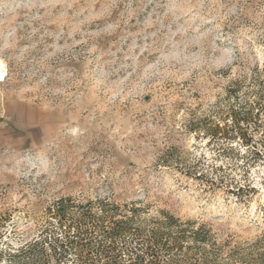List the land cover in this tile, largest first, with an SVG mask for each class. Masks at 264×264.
I'll list each match as a JSON object with an SVG mask.
<instances>
[{
	"label": "rangeland",
	"instance_id": "374dc122",
	"mask_svg": "<svg viewBox=\"0 0 264 264\" xmlns=\"http://www.w3.org/2000/svg\"><path fill=\"white\" fill-rule=\"evenodd\" d=\"M0 60V264H104L165 216L180 264H252L264 164L230 133L264 92V0H0Z\"/></svg>",
	"mask_w": 264,
	"mask_h": 264
},
{
	"label": "trees",
	"instance_id": "16d2710c",
	"mask_svg": "<svg viewBox=\"0 0 264 264\" xmlns=\"http://www.w3.org/2000/svg\"><path fill=\"white\" fill-rule=\"evenodd\" d=\"M262 115L264 116V92L257 96L255 101L249 105L242 119L237 118L235 113L234 117L231 118L230 141L238 140L237 145L244 148L243 155L252 160L251 164L258 162L264 164V118H261ZM256 134H260L261 137L256 139ZM242 190L239 189L238 192ZM244 190L252 193L256 191L250 185H246ZM129 212L130 215L126 213L120 215V220L115 223V227L109 231L108 235L125 237L131 233L129 227L137 220L138 209L131 208ZM175 222L172 217L165 216L164 221L159 223L160 228L150 231L151 236L147 243H143L144 245L129 255L119 254L114 247L109 246L108 250H101L99 256L104 257V264H180V259L175 257L176 254L173 255L174 248L170 247L168 243V237L170 236L167 233V229L174 226ZM44 243V241L35 242L34 244H29L27 248H43ZM175 250H177V253L183 254L180 246L176 247ZM22 252L24 251L21 250L20 253ZM250 252L252 253L249 255V257H252V264H264V234L252 244Z\"/></svg>",
	"mask_w": 264,
	"mask_h": 264
},
{
	"label": "bare ground",
	"instance_id": "6f19581e",
	"mask_svg": "<svg viewBox=\"0 0 264 264\" xmlns=\"http://www.w3.org/2000/svg\"><path fill=\"white\" fill-rule=\"evenodd\" d=\"M5 77V67L3 62L0 60V81H2Z\"/></svg>",
	"mask_w": 264,
	"mask_h": 264
}]
</instances>
